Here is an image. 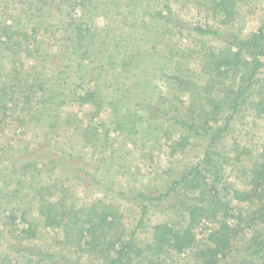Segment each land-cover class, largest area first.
<instances>
[{"label":"trees","instance_id":"trees-1","mask_svg":"<svg viewBox=\"0 0 264 264\" xmlns=\"http://www.w3.org/2000/svg\"><path fill=\"white\" fill-rule=\"evenodd\" d=\"M214 1L215 6L220 7L225 14L233 15L234 0ZM30 2L31 5H45L37 0ZM165 6L170 10L167 4ZM96 7L97 13L94 10L86 11L83 2L75 3L67 7L71 8L68 15H72L77 8L99 14L101 11ZM25 15L24 11H20L18 19L10 14L7 21H0V141L6 140L3 135L7 130H21L24 133L30 125L41 128L42 134L48 136V141H45L40 152H35L33 157H26L21 163V174L25 178L30 177L31 181L41 173L58 169L72 175L68 171L75 165L71 160L76 156L65 150L58 152L60 150L56 147L61 140L66 141L62 136L64 132L76 137L77 147L96 145L93 138L97 135L107 136L111 129L129 138L139 133L132 121L134 117L141 121L142 117L140 119L136 113L130 112L131 105L128 103L122 104L116 87L105 86L101 81L104 64L113 72L116 68L128 72L132 79L135 74L130 67L134 69L138 64L126 46L118 49L115 37H107L105 27H83L81 22L75 25L77 19L68 17L67 21H61L64 35L59 43L67 42L65 61L76 63L75 72L67 73V76L64 72L48 76L45 70L35 71L36 66L33 64L29 70L24 69L26 59H31L32 63H47L53 55L54 45L52 41L49 49H42V45L47 38L56 40L49 27L43 29V35L38 36L41 26L46 24L42 21L32 24L30 29H15L12 24H7L24 22ZM93 16L88 18L92 19ZM160 16V12L155 11L154 14L148 13L147 18L152 20ZM38 20L43 19L41 17ZM102 32L105 33L104 39L97 38ZM199 32L205 33L203 30ZM228 45V51H211L206 60H197L199 76H206L203 85H196L191 74L193 68H189L188 63L189 67L185 70L181 62H171L166 69L170 70L171 75H164L169 82L173 81L175 94L187 92L190 96L189 105L172 118L180 135L169 141L168 153H183L193 140L204 139V156L200 164L188 167L178 179H174L166 193L151 195L146 199L160 202L169 197L175 198L183 207L185 223L156 224L152 227L150 240L143 244L137 240L136 230L131 231L128 237L123 236L119 227L121 216L113 205L88 204L75 209L73 204L67 203L69 195L66 190H60L61 196L52 199L55 189L48 185L34 187L32 183L27 184L26 179L23 184L21 181L12 184L17 173L5 180L11 183L8 185H12V189L8 187V191L7 188L0 191V241L4 243L0 264H166L165 257L169 254L180 256L186 252L190 253L193 264H264V203L258 200L261 203L246 216H241V211L232 204L233 200L251 202L255 194L257 196V190L264 185V157L251 171V189L241 191L231 188L228 195V186L223 184L220 168L211 156L215 151L214 146L229 130L230 121L241 105L248 104L255 117L264 115L262 86L257 87L253 97L255 84H258L255 78L264 67V27L248 39L230 37ZM68 66L73 67L71 64ZM228 80L232 85H228ZM218 87H223L220 88L223 90L214 91ZM213 93L221 96L216 98ZM125 95L123 100L128 102L129 96ZM142 101L138 106L148 112L149 103L144 104ZM157 106L161 107L160 104ZM64 107L68 113L61 118ZM84 107L90 110L79 117L78 113ZM107 108L112 127L101 130L105 122L93 123V118ZM119 111L125 115L119 114ZM156 111L159 110L151 109L153 114ZM9 118L12 120L7 121ZM141 133L156 134L158 129L146 124ZM20 149L1 145L0 158L13 150L19 155ZM202 164L205 167H201ZM76 168L86 174L81 166L77 165ZM180 190L183 198L177 199L175 195ZM145 210L146 207L143 212ZM207 222L212 226L205 227ZM199 227L208 230L200 245L195 233ZM41 228L55 229L60 233L61 241H55L53 250L47 245L29 247L40 238ZM244 230H248L251 235L248 234V242L243 247L238 240Z\"/></svg>","mask_w":264,"mask_h":264},{"label":"rangeland","instance_id":"rangeland-1","mask_svg":"<svg viewBox=\"0 0 264 264\" xmlns=\"http://www.w3.org/2000/svg\"><path fill=\"white\" fill-rule=\"evenodd\" d=\"M37 2L45 5H31L30 0H0V21H7L10 14L18 19L19 12L24 11L27 14L24 18L22 17L24 22H7V24H12L15 29L23 27L30 29L32 24L42 21L46 24L41 26L38 36L43 35V29L48 27L55 35V41L53 38L50 40L47 38L45 44L42 45V49L46 47L49 49L50 41L54 45L53 55L47 63H32L31 59H26L23 68L29 70L33 64L36 66L35 71L45 70L48 76L58 72H64L67 76V73L75 72L76 63L65 61L68 45L65 41L59 43L64 35V25L61 21H67L69 17V19H77L75 25L81 22L83 27L88 25H94L96 28L105 27L107 37H115L118 49L126 46L133 53L138 66L134 69L130 67L135 74L132 79L128 72L118 68L113 72L104 64L101 70V81L106 84L105 86L116 87L120 92L117 94L122 104L131 105L130 112L136 113L137 117L140 119L142 117V119L139 121L135 117L130 118H133L132 124L139 132L132 138L111 129L107 136L97 135L93 138L96 140V145L88 144L77 147L76 137L71 136L70 132H64L62 136L66 138V141L61 140L56 147L60 150L57 149L58 152L65 150L76 156L71 160L75 165L72 170L68 171L72 175L65 174L58 169L55 172L41 173L32 181L29 176L25 178L21 174V163L26 157H33L40 152L45 141H48V136H44L42 129L33 125L25 129L24 133L21 130L5 131L3 138L6 140L0 141V148L1 145L6 147L12 145L14 149L17 147L21 149L19 155L13 150L7 152L4 158H0V191L5 188L8 191V184H16L19 181L23 184L26 179L27 184L32 183L34 187H46L47 185L53 187L55 194L52 199L61 196L60 190H66L69 195L67 203L73 204L75 209L84 208L89 206L88 204L113 205L112 207H116L121 216L119 227L123 236L128 237L131 231L136 230V238L143 244L150 240L152 227L156 224H173L174 222L178 225L181 222L182 225L186 216L183 207L179 205L180 202L175 198L169 197L160 202H149L146 199L151 195L158 196L166 193L174 179H178L188 167L200 164L204 156V139L193 140L192 145L183 153L172 155L168 153L169 141L180 135L172 118L189 105L190 96L187 92L175 94L173 81L169 82L167 79V76L171 75L170 70H166L167 66L171 62H181L185 70L189 66V68L192 67L191 74L194 82L197 86L203 85L206 76L204 74L199 76L200 67L197 60H206L211 51H228L230 37L239 40L248 39L251 34L264 27V0H234V13L230 16L225 14L220 7L215 6L214 0H37ZM79 2H83L85 8L87 7L86 11L94 10L95 12L98 6L101 12L93 14L94 12L87 13L75 8V12L68 15L71 8L67 7ZM165 4L170 7V10L166 9ZM155 11H159L161 16L153 17L152 20L148 19V13L154 14ZM89 16H93L92 19H89ZM41 17L43 20H38ZM53 24L54 26H50ZM104 35L105 33L102 32L97 38H103ZM39 49L41 52V48ZM195 59L196 62H193ZM69 64L73 67L68 66ZM55 71L57 72L53 73ZM255 79L258 80V84H255L253 97L258 86H262L264 90V67L260 69ZM229 83L230 80H228V85H232ZM220 88L223 87L215 88L214 91ZM124 94L126 97L129 96L128 102L123 100ZM213 95L216 98L221 96L214 93ZM141 99L144 104L149 103L148 112L141 110L142 106H138ZM158 104L160 108H157ZM108 109L93 118V123L105 122L103 127H100L101 130L112 127L107 115ZM151 109L159 111L153 114ZM88 110H90L88 107L82 108L78 116L82 117L84 113L89 112ZM66 113L68 112L64 107L63 113H60L61 118ZM122 113L123 111H119V114L125 115ZM10 120L12 119L9 118L7 121ZM146 124L157 128L158 133L143 135L141 131ZM33 148L35 151H32ZM214 148L215 151L211 156L220 168V178L223 184L228 186V195L231 188L241 191L250 190L252 187L250 184L251 171L255 164L264 157L262 156V152L264 153V115L255 117L248 104L241 105L233 120L230 121L229 130ZM236 156L237 159H235ZM77 165L81 166L86 174L84 171H78ZM200 166L205 167L204 164ZM17 173L18 175L11 183H6L5 180L10 177L9 175ZM12 187L11 185L9 189ZM256 193L257 196L255 194L251 202L233 200L232 204L234 203L237 210L241 211V216L254 211L259 205L258 200L261 199L264 203V185ZM182 195L180 190L175 197L180 199L183 198ZM144 207L146 210L143 212ZM0 211H2L1 208ZM33 215L35 216L34 211ZM207 223L205 227L212 226L210 222ZM205 227L195 230L198 245L203 243L204 236L208 233ZM248 234L251 235L248 230H244L239 236L238 243L243 247L246 241L248 242ZM39 235L40 238L29 247L47 245L46 247L53 250L56 247L55 241H61V235L55 229L41 228ZM3 245L2 240L0 241V255L4 248ZM169 255L165 257L167 258L166 264H193L188 252L180 256Z\"/></svg>","mask_w":264,"mask_h":264}]
</instances>
